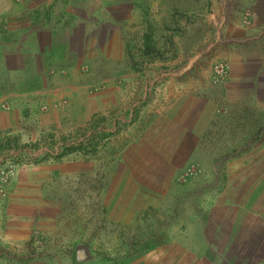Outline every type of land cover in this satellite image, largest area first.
Masks as SVG:
<instances>
[{"label":"crops","instance_id":"0c3cea01","mask_svg":"<svg viewBox=\"0 0 264 264\" xmlns=\"http://www.w3.org/2000/svg\"><path fill=\"white\" fill-rule=\"evenodd\" d=\"M17 1L8 4L10 0H6L7 5L0 8V17L4 22L8 19L6 26L0 25L1 34L8 36L0 47V135L35 142L43 133L97 127L102 120L108 121L104 128H90L97 137L105 130L115 132L116 116L133 111L132 82L143 76L134 69L130 22L141 18L143 12L144 18L149 16L145 4H157L154 0ZM218 1L226 4L227 14L224 4L215 8ZM233 2L251 9L245 24L238 23L243 10L237 11ZM196 3L210 8L215 5V12L202 13L206 27L218 23L214 31L220 34L219 42L221 37L228 40L226 51L217 50L220 47H215L209 29L200 32L198 41L195 24L184 33L165 27L157 33L163 40L154 61L157 85L150 93L149 74L144 75V138L137 143L144 153L139 162H144L146 180L167 179L172 185L188 164L204 166V162L214 161L200 155L199 147L220 112L219 94L202 81L204 68L208 78L215 59L224 57L229 63L228 81L221 95L236 108L226 114L264 115V0ZM11 5L13 10L9 11ZM196 9L194 6L188 12L197 13ZM169 10L163 5L160 13ZM124 133L132 136L133 126ZM257 142L264 144V136ZM113 146L117 154L119 147ZM131 161L133 158L126 154L108 160L93 154L64 158L57 164H18L0 206V264H264V204L259 201L251 207L241 199L228 200L229 194H240L235 184L223 190L226 199L213 197L204 204L203 214L192 220L194 224L176 217L167 221L162 237L144 239L142 235L139 241L130 240L129 245L126 241L119 244L117 239L108 245L78 234L69 237L70 244L64 250L36 246L41 241L48 244V236L60 231L65 196L76 182L103 175L109 180L105 194L117 195L118 189L126 191L128 186L122 188V181L116 180L133 177ZM102 164L103 169L109 164L112 171H102ZM253 171V194L264 195V172ZM203 172L205 178L215 174L212 168ZM205 190L213 192L209 186ZM104 201L109 212L107 222L123 228L139 224L144 212L152 209L126 198ZM153 207L163 213L169 209L166 202ZM36 233L44 236L37 237ZM134 254L137 257L133 261Z\"/></svg>","mask_w":264,"mask_h":264},{"label":"rangeland","instance_id":"374dc122","mask_svg":"<svg viewBox=\"0 0 264 264\" xmlns=\"http://www.w3.org/2000/svg\"><path fill=\"white\" fill-rule=\"evenodd\" d=\"M15 1L18 2L17 0H10L8 4H12ZM173 1L154 0V3L157 4L156 6H152L153 4H145L150 12L149 16L144 18L143 12L141 18L134 19L130 22V30L132 29V31H130L128 36L134 44L133 57L136 61L134 69L141 71L143 76L141 79L132 80L130 93L132 94L131 105L133 111L130 115L116 116L115 122L112 121L116 126L115 132L112 133L105 130L104 133H99V137L96 136L98 141L95 144L91 143L94 141L92 138L87 143H77L78 138L86 133L94 134V130L90 128H104V124L108 123V121L102 120L97 127L89 126L90 128L86 127L83 130L71 129L65 132L57 129L56 132L43 133L40 134L41 136L35 142H19L16 140L17 137H14V140L10 135H0V164L1 160L5 158L18 160L21 163L51 161L53 164H57L64 158H74L75 156L83 154L89 155L88 157L95 154L105 160L112 159L113 156L118 154H126L129 158H133L129 167L131 168V176L133 177L116 180L122 181V188L128 186L126 191H119L118 189L117 192L120 193L117 195L116 193L113 195L105 194L108 193L109 180L108 178L107 180L104 179L103 175H101L100 179L96 176L92 181L76 182L70 188V194L65 196V207L60 219V223L63 226L60 231L57 230L54 235L48 236L50 237L48 244L42 241L38 242L36 246L39 249H67L66 246L70 244L69 237H76L78 234L95 238L97 244H103L104 242L108 245L115 244L113 241L115 239H117L116 242L119 244L120 241H126V245H129L131 243L130 240L139 241L142 235H144V239L148 236L156 238L162 237L163 230L165 229L164 225L167 221L176 217L180 222L185 224L189 223L188 220L194 224L192 220L199 218L203 214L202 206L213 197L218 198V200L226 199L222 195L223 190L227 186H234V184L240 190V194H229L227 197L228 200L238 201L241 199L251 207L252 204L259 201L261 204H264L263 194H253V180H255L253 179V170L256 169L260 173L264 172V144L257 142V139L264 136V115L250 112L247 114H226L227 111H231L232 108V111H235L236 108L235 104H229L224 96L221 95L224 92L223 85L228 81V77L223 81L216 82L213 76L215 65L220 63L229 64L224 57L215 59L211 63V73L208 78L204 77L206 69L204 68L202 77V81H207L208 88L211 91L217 92L220 98L218 102L220 112L216 114L214 121H212V127L210 126L204 134L199 147L200 155L203 154L207 158L214 159V161L209 163L204 162V166L201 163L188 164L178 174L179 176L174 179L172 185L167 179H144V162H139L144 159V153L137 143L144 138V123L142 122L143 116L141 114V109L144 106V75L149 74L147 88L150 93L155 90L157 85L156 75H154L156 72L154 61L157 57V47L163 42L162 36L157 33L163 27L184 33L188 28L193 27L192 24H195L198 41L200 32L203 33L205 28L207 30L209 29L208 33L214 38L213 42H215V47H220L217 49L218 51L222 49L226 51L224 49L227 47L225 41H228L221 37L222 41L219 42L220 34L214 31L219 26L217 22L215 24L213 23L211 27H206L205 25L206 22L204 21L203 13H205V10L207 13H213L214 4H211L210 8V5H206L205 3L195 4L197 0ZM218 2L215 7L217 9L224 4L220 1ZM232 4L235 9L238 7L237 11L241 12L243 10L242 21L238 20V23L240 25L241 23L245 24V20H247L245 14L247 13L249 15L251 9H243L239 2H233ZM6 5V0L5 2L4 0H0V8ZM163 5L166 6V10L170 7V10L164 15L160 13L161 6ZM194 6L198 8L196 9L197 13H189L188 9ZM158 7L160 8L159 10ZM225 7L226 4H224L223 12L227 14L228 9L225 10ZM12 8L13 5H11L9 11L13 10ZM11 17L8 18L11 19ZM3 20L4 18L0 17V25L4 24L6 26L8 19L5 20L6 22ZM212 30L214 31L213 34L211 32ZM204 37L201 38V41H203ZM7 41L8 36L0 32V47L2 45L4 46ZM164 41L165 43L168 42L167 39ZM201 94V92L198 93V96ZM132 126V136L124 133V131H127ZM261 129L262 131L259 132ZM225 137L226 139H224ZM132 140V145H128ZM72 142L74 145L70 144ZM113 145L119 147V150H116L118 152L117 154H115ZM11 152H17V154H12ZM18 157L19 159H16ZM244 158H246L245 161H243ZM159 166L162 165L160 164ZM205 168L208 170L212 168L215 174L212 176L209 175V178H205L206 174L203 172ZM101 170L110 172L112 171V167L110 168L109 164H105L103 169L102 164ZM146 185L148 186V193L144 194V186ZM208 186L212 187L211 191L214 193H210V191L204 193ZM261 186H264V178L261 179ZM154 191H157V193H154ZM260 192H262L261 189ZM115 197L123 201L126 198L138 206H151L152 209L145 211L142 219L139 216L140 214L137 215V218L139 220L141 219L139 221L140 223L138 222L139 224H132L128 228L114 226L107 222L109 212L104 200ZM163 202H166L169 206L168 211H165V213L153 207ZM142 222L144 226H141ZM35 236L42 237L44 235L36 233ZM132 247L131 250L135 251L136 248L134 246ZM146 248V243H144V251ZM136 257V254H134L132 260L134 261Z\"/></svg>","mask_w":264,"mask_h":264},{"label":"built area","instance_id":"2783aa9c","mask_svg":"<svg viewBox=\"0 0 264 264\" xmlns=\"http://www.w3.org/2000/svg\"><path fill=\"white\" fill-rule=\"evenodd\" d=\"M245 15H246V19H248L249 15L247 13ZM213 76H214L216 82L225 80L229 76L228 65H226L224 63H220V64L215 65L214 70H213ZM91 138L94 139V141L91 142L92 144H95L98 141L95 134L86 133L85 135L78 138L77 143H79V142L87 143L90 141ZM70 144L74 145L73 142ZM101 144H100V146H101ZM78 145H80V144H78ZM16 159H19V157ZM10 160L11 159L5 158V159L1 160V164H0V206H1L2 201L6 197L7 187L9 184V178L12 175V172L14 171V169L16 168V166L18 164H22L21 161H18V160H11L10 161Z\"/></svg>","mask_w":264,"mask_h":264},{"label":"clouds","instance_id":"9594fccd","mask_svg":"<svg viewBox=\"0 0 264 264\" xmlns=\"http://www.w3.org/2000/svg\"><path fill=\"white\" fill-rule=\"evenodd\" d=\"M93 151V150H92ZM81 153V152H80ZM92 154V153H91ZM84 156L88 157L89 155L83 154Z\"/></svg>","mask_w":264,"mask_h":264}]
</instances>
